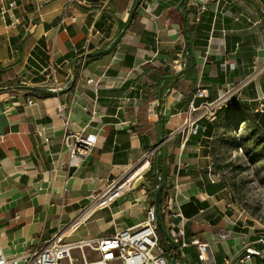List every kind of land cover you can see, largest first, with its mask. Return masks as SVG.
<instances>
[{
  "label": "crops",
  "instance_id": "obj_1",
  "mask_svg": "<svg viewBox=\"0 0 264 264\" xmlns=\"http://www.w3.org/2000/svg\"><path fill=\"white\" fill-rule=\"evenodd\" d=\"M15 1L16 10L0 12V245L7 256L45 246L58 230L79 242L139 226L154 205L145 175L153 160L167 175L160 209L167 238L159 245L169 264H237L247 248H264V228L242 217L212 173L213 133L180 131L196 87L207 93L196 105L223 94L239 105L223 104L202 120L213 128L217 119L238 120V110L244 121L261 117L255 110L264 106V0ZM67 7L74 20L60 25ZM181 49L189 60L175 73L163 58L174 60ZM50 66L56 85L47 78ZM162 80L172 86L159 105ZM68 126L97 134L76 171L66 166ZM120 178L129 179L128 190L100 207L97 195ZM192 240L208 244V262H199Z\"/></svg>",
  "mask_w": 264,
  "mask_h": 264
},
{
  "label": "built area",
  "instance_id": "obj_2",
  "mask_svg": "<svg viewBox=\"0 0 264 264\" xmlns=\"http://www.w3.org/2000/svg\"><path fill=\"white\" fill-rule=\"evenodd\" d=\"M4 3H6V6H4ZM0 4L2 5L1 14L17 9L15 0H0ZM69 9L70 7L64 9L60 25H65L66 21L71 18L68 15ZM204 10V7L198 8L197 18L203 14ZM155 41L156 45L159 46L160 40L155 39ZM174 57L175 59L171 60L165 55L163 64L171 71L180 73L186 66L184 49L175 51ZM77 65L78 63L74 64L71 70H75ZM55 71V67L50 66L47 78L56 85ZM87 83L94 84V81L89 79ZM224 96L225 94L221 95L219 99L211 103L204 101L196 105L197 100H203L207 97L204 88L196 87L188 101L187 110L183 113L184 119L180 131L187 128L191 137L195 136L199 130H204L202 120L213 118L214 111L223 104H233L230 99L224 98ZM26 104L32 105L33 101L28 100ZM255 111L264 113V106H259ZM95 114L93 112L92 115ZM63 144L67 152L66 166L76 171L84 166L88 157L96 148L97 134L73 131L68 126L63 137ZM150 155L153 156L154 151ZM157 180L160 181V177H157ZM211 181L213 182L212 179ZM128 188L129 179L111 180L105 189L97 195L99 206H108L120 198ZM156 229V208L152 204L146 208L145 220L142 224L133 228L116 230L108 236L89 238L79 242H67L64 231L58 230L46 242L45 246L37 250L28 249L19 256H7L0 245V264H169L164 251L159 245ZM178 236L179 233L172 232V238ZM220 236L221 239L227 237L224 234ZM190 244L196 247L199 262L206 263L209 261L208 244L201 243L198 240H192ZM183 246L186 245L183 244ZM74 251L78 253L75 254ZM252 257L264 258V248L260 250L247 248L245 255L239 258L237 264H247ZM223 264H230V261L225 260Z\"/></svg>",
  "mask_w": 264,
  "mask_h": 264
},
{
  "label": "rangeland",
  "instance_id": "obj_3",
  "mask_svg": "<svg viewBox=\"0 0 264 264\" xmlns=\"http://www.w3.org/2000/svg\"><path fill=\"white\" fill-rule=\"evenodd\" d=\"M217 120L208 141L212 173L228 187L242 217L264 228V135L253 132L249 121Z\"/></svg>",
  "mask_w": 264,
  "mask_h": 264
},
{
  "label": "trees",
  "instance_id": "obj_4",
  "mask_svg": "<svg viewBox=\"0 0 264 264\" xmlns=\"http://www.w3.org/2000/svg\"><path fill=\"white\" fill-rule=\"evenodd\" d=\"M185 53H186V66H185V68H186L187 64H188V60H189V52L185 51ZM178 77H179V75L175 76L173 79H177ZM170 86H172V85H170V84L168 85L165 80L161 81L160 91L158 92V95H157V100H158L159 105L162 104L163 97L171 89ZM34 90L38 91V92H43L42 89H34ZM41 96L43 98H51L54 95L50 94V93H44L43 92V93H41ZM233 105L234 104H231V106H233ZM236 106H239V105L238 104L234 105V107H236ZM234 111L236 112L237 110L234 108ZM234 115L237 116L235 118H238V121L245 122L243 119L244 116H242V113L239 110ZM260 115H261V117L259 118V120L257 122L253 121L252 119H250L249 122H252V124H253V132L259 131L262 135H264V126H262V124H264V113H261ZM160 120H161V118H160ZM231 121H233V120H231ZM234 121H237V120H234ZM226 122L229 123V121H226ZM246 122H248V121H246ZM202 124H203L204 130H199L195 136H199L200 134H206L208 137L211 136L214 128L211 125H208L207 123L202 122ZM159 160H160V158H159ZM145 175L148 176V178L152 181V188L154 191H156L157 189H160L159 224H157L156 233L158 235V239L159 240L161 239V241H163L165 237L167 238V236H166V232L164 231V229L162 227V222H161L162 217L160 214V209L162 208V206H163V204L167 198L166 184H165L167 175H161V172L159 170V166H157V164H156V160L151 161L150 169ZM157 177H160V181L157 180ZM164 253H165V251H164ZM165 255H166V253H165Z\"/></svg>",
  "mask_w": 264,
  "mask_h": 264
},
{
  "label": "water",
  "instance_id": "obj_5",
  "mask_svg": "<svg viewBox=\"0 0 264 264\" xmlns=\"http://www.w3.org/2000/svg\"><path fill=\"white\" fill-rule=\"evenodd\" d=\"M138 6H139V2L135 5L134 11L137 9ZM149 155H147L136 167H134L131 170V173L130 174L135 173L142 165H144L145 163H147L148 162ZM159 199H160V189H157L155 191V196H154V206L156 208V222H157V224H159ZM172 264H174V263L172 262Z\"/></svg>",
  "mask_w": 264,
  "mask_h": 264
},
{
  "label": "bare ground",
  "instance_id": "obj_6",
  "mask_svg": "<svg viewBox=\"0 0 264 264\" xmlns=\"http://www.w3.org/2000/svg\"><path fill=\"white\" fill-rule=\"evenodd\" d=\"M144 168H139L135 173H133L130 177V179H133L134 177H136Z\"/></svg>",
  "mask_w": 264,
  "mask_h": 264
}]
</instances>
